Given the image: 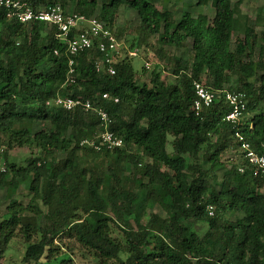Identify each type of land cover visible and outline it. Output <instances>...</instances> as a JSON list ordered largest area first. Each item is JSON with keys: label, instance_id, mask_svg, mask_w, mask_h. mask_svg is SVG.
Wrapping results in <instances>:
<instances>
[{"label": "trees", "instance_id": "1", "mask_svg": "<svg viewBox=\"0 0 264 264\" xmlns=\"http://www.w3.org/2000/svg\"><path fill=\"white\" fill-rule=\"evenodd\" d=\"M26 1L64 9L70 3L69 11L95 15L111 28L125 2ZM126 3L139 15L143 33L157 35L159 44L191 41L189 57H170V80L153 71L150 83L140 82L133 57H115L114 74L98 71L102 53L96 44L71 56L56 27L9 19L0 9V163L6 167L0 188L8 199L0 256L18 238L24 245L21 264H63L65 250L55 240L65 236L95 264H264V172H241L222 160L234 131L225 118L231 107L224 95L201 112L193 110V82L204 75L208 87L244 93L245 113L253 114L239 129L262 149L264 73L258 72L264 49L255 60V27L239 22L231 0H212V17L184 11L178 20L151 0ZM240 27L244 39L233 50ZM159 53L162 58L163 48ZM59 94L89 100L94 109L56 105ZM100 108L122 146L96 150L80 144L101 129ZM15 146L36 152L21 165L8 156ZM59 150L64 157L54 159ZM84 150L96 163L84 161ZM22 181L29 182L26 204L13 196ZM160 201L166 202V216L149 211ZM238 213V220L227 217Z\"/></svg>", "mask_w": 264, "mask_h": 264}, {"label": "built area", "instance_id": "2", "mask_svg": "<svg viewBox=\"0 0 264 264\" xmlns=\"http://www.w3.org/2000/svg\"><path fill=\"white\" fill-rule=\"evenodd\" d=\"M0 9L6 11L9 19L19 22L31 23L33 21H43L49 26L56 27V37L65 43L66 53L73 56L82 51L90 49L96 44L102 56L96 60L98 71H106L114 74L116 69L113 65L115 57L123 53L124 55L135 57L140 54L139 48L128 47L126 42L119 38L113 29L105 24L103 20L95 15L87 16L86 14L76 11H69L62 7L60 3H53L43 6H33L26 0H0ZM59 54V50H55ZM70 66L74 64L73 58L69 61ZM145 66L150 68V63L146 62ZM73 68H71V71ZM194 90L196 99L193 103V110L196 113L201 112L205 107L210 106L217 98L224 95L225 100L231 109L226 114V120L231 123L233 133L231 139L236 144L237 150L242 157V162L238 164V170L245 172L249 169L254 175L258 172H264V146L257 151L252 143L240 131L239 125L246 118V98L245 94L240 91H231L227 89H214L205 85L203 80L194 81ZM104 98L118 101V97H112L108 93L103 94ZM56 105L66 109H74L81 106L85 111L93 108L89 100H82L79 97L59 94L53 101ZM101 121V129L92 138H86L80 142L81 145L93 147L100 150L102 146L107 148L119 147L124 144L122 136L108 129L109 115L103 108L95 109ZM3 149H0V154ZM244 162H247L245 165ZM5 161L0 163V170L5 171ZM209 214H214L213 206L208 207Z\"/></svg>", "mask_w": 264, "mask_h": 264}, {"label": "rangeland", "instance_id": "3", "mask_svg": "<svg viewBox=\"0 0 264 264\" xmlns=\"http://www.w3.org/2000/svg\"><path fill=\"white\" fill-rule=\"evenodd\" d=\"M102 0H98L100 3ZM159 8L168 9L172 12L173 18L178 20L181 18L184 11H191L193 14H198L200 12L208 14L210 17L214 15V7L212 6L211 1L207 4L200 5L198 0H151ZM232 5L236 10V16L239 19L241 24H253L255 30L260 37L259 45L255 48L254 59L258 60L260 57V48L261 45L264 49V0H231ZM59 2V1H58ZM43 6V5H41ZM70 3L66 5V10L70 9ZM49 28V27H48ZM113 31L117 36L123 39L128 47H131L133 44L134 47L139 48L140 54L133 57V64L136 70H139V81L140 82H149L152 77L153 71L160 73L161 78H166L170 80L172 77V65H170V57L176 58H187L190 55L191 41H186L184 45H161L157 41V35L147 33L144 34L142 31V23L137 12L129 7L125 2L120 6L118 15L114 26L112 27ZM244 32L242 27L235 31L231 48L236 49L237 43L243 41ZM140 44V45H139ZM163 48V55L159 53V48ZM262 49V50H263ZM263 53V52H262ZM119 59H124L125 57H130L124 55L123 53L119 56ZM173 61V60H172ZM146 62L150 63V68L145 66ZM174 62V61H173ZM262 62L264 64V54ZM145 66V69H143ZM264 73V67L259 68L258 75ZM236 78V76H234ZM203 80H206V75L203 76ZM231 84H235L234 82ZM229 85H226L225 88H228ZM264 105V104H263ZM253 113H247L246 118L250 119ZM39 127V125H38ZM215 138V137H214ZM232 138V137H231ZM230 138V139H231ZM231 146L224 152L222 160L228 164V167L231 165L238 166L242 162V157L240 156L237 147L233 144L232 139ZM171 146L168 147L169 150ZM36 152V149L28 148L27 146H15L8 151L9 159H14L18 164H24L25 160L32 153ZM83 154L85 155L84 161L89 162L90 164L96 163L93 158V154L89 151L84 150ZM64 157L63 151H57L54 155V159H60ZM208 166V164L205 163ZM224 169H220L216 172L218 179L222 177ZM264 192V187L262 188ZM7 189L0 188V220L6 215L8 199L6 197ZM14 198L19 200L21 203L26 204L30 199L29 191V182L22 181L19 184L18 189L14 193ZM149 211H154L162 216L167 215V207L165 201H160V203L150 207ZM242 214L238 213L236 215L227 214V217L231 220H238ZM115 234L120 232L115 227ZM56 244H60L65 250L63 257L65 261L63 264H95L90 257L89 253L86 250H83L79 247V244L74 239H69L65 236L56 238ZM24 245L19 239H15L11 245L8 247L6 252L0 256V264H21V258L23 253Z\"/></svg>", "mask_w": 264, "mask_h": 264}]
</instances>
